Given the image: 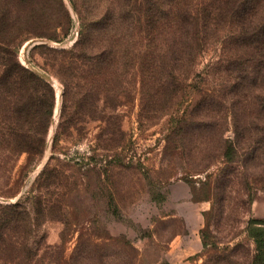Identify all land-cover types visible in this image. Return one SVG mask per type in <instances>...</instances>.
Here are the masks:
<instances>
[{
  "label": "rangeland",
  "instance_id": "1",
  "mask_svg": "<svg viewBox=\"0 0 264 264\" xmlns=\"http://www.w3.org/2000/svg\"><path fill=\"white\" fill-rule=\"evenodd\" d=\"M103 2L40 0L45 14L40 31L51 35L59 21L61 40L29 38L20 45L18 59L52 86L51 124L44 153L28 171L21 168L25 154L0 151V226L10 211L7 204L34 195L44 207L38 228L42 244L59 243L63 220L68 221L65 255L80 234L101 242L89 251L103 253V264H264L248 233L250 227L264 228V75H248L247 90L232 88L234 78L223 73L219 44L200 56L188 75L193 88L181 89L180 102L167 114L145 116L157 108L151 102L154 93L137 89L133 102L118 110L120 132L111 150L105 151L102 145L108 142L98 138L99 122H82L81 130L59 141L62 150L50 161L51 173L38 178L51 154L62 85L32 61L30 50L38 43L70 47L81 16L88 21ZM13 9L25 12L19 5ZM33 57L42 61L36 52ZM201 85L214 90L210 117L204 120L198 118L205 98L197 91ZM179 115L180 134L167 139ZM33 185L36 192L29 191ZM19 215L17 208L14 217ZM122 239L132 243L135 256Z\"/></svg>",
  "mask_w": 264,
  "mask_h": 264
},
{
  "label": "trees",
  "instance_id": "2",
  "mask_svg": "<svg viewBox=\"0 0 264 264\" xmlns=\"http://www.w3.org/2000/svg\"><path fill=\"white\" fill-rule=\"evenodd\" d=\"M39 4L40 0H0V151L14 156L25 154L21 166L25 172L44 153L54 90L20 62L18 49L32 37L59 41L62 30L57 21L51 35L40 31L45 14ZM100 4L102 9L90 14L88 21L81 16L70 47L48 48L38 43L30 50L32 61L62 85L51 154L38 178L51 173L50 161L62 150L59 141L81 130L82 122H99L98 138L108 142L102 145L105 151L111 150L120 132L118 110L133 102L137 89L139 93L146 89L154 93L151 102L157 108L145 116L167 114V109L180 102L177 93L193 88L188 75L195 72L200 56L217 44L223 73L234 78L232 88L247 90L248 75H264V0H104ZM13 5L24 7L25 12L16 14ZM34 52L42 58L40 63ZM201 86L197 91H202L205 98L198 118L204 120L210 117V93L214 90L207 93ZM138 118L142 120L143 115L139 113ZM182 119V115L173 119L175 124L167 139L180 134ZM34 185L30 192H36ZM36 198L30 195L23 202L5 206L10 211L0 226L2 264H103V253L89 251L90 246L100 247L101 242L80 234L71 253L65 255V220L59 243L42 244L38 228L44 207ZM17 208L20 215L16 219ZM248 233L263 262L264 228L250 227ZM122 243L135 256L132 243L127 239Z\"/></svg>",
  "mask_w": 264,
  "mask_h": 264
}]
</instances>
